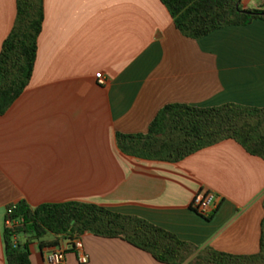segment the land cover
Returning <instances> with one entry per match:
<instances>
[{
	"label": "crops",
	"instance_id": "1",
	"mask_svg": "<svg viewBox=\"0 0 264 264\" xmlns=\"http://www.w3.org/2000/svg\"><path fill=\"white\" fill-rule=\"evenodd\" d=\"M43 13L30 83L0 116V264L5 210L20 201L95 205L198 250L257 254L264 160L227 140L178 163L146 161L123 155L115 136L145 134L167 105L264 109V22L189 40L159 0H43ZM15 14V0H0V49ZM204 193L216 203L207 219L191 208ZM80 240L86 264H159L118 239ZM51 250L31 245L30 263Z\"/></svg>",
	"mask_w": 264,
	"mask_h": 264
},
{
	"label": "trees",
	"instance_id": "2",
	"mask_svg": "<svg viewBox=\"0 0 264 264\" xmlns=\"http://www.w3.org/2000/svg\"><path fill=\"white\" fill-rule=\"evenodd\" d=\"M159 1L175 30L189 40H199L226 27L264 22V6L244 10L239 0ZM15 7L13 27L0 49V116L30 83L44 20L43 0H15ZM227 140L264 160V109L232 104L205 109L167 105L158 111L145 134L115 136L123 155L165 163H178ZM7 210H11L9 215ZM5 220L18 222L2 231L6 264H31L33 244L40 250L56 249L84 234L121 240L159 264H264V219L260 223L259 250L252 256H234L210 248L198 250L145 220L90 204H45L31 209L20 201L6 207Z\"/></svg>",
	"mask_w": 264,
	"mask_h": 264
},
{
	"label": "built area",
	"instance_id": "3",
	"mask_svg": "<svg viewBox=\"0 0 264 264\" xmlns=\"http://www.w3.org/2000/svg\"><path fill=\"white\" fill-rule=\"evenodd\" d=\"M98 85H103L104 81L102 78L97 80ZM215 198L214 195L211 193H204L197 195L193 201L191 208L192 210L202 218H209L213 211L215 210ZM13 209V206L11 210ZM11 210H7V215L10 214ZM18 224L17 221H4V228L5 229H12ZM66 250H72L77 254V259L79 264H86L88 262L87 256L83 253V246L81 243L80 238H74L69 242H64V244L56 249L48 251L43 256V263L44 264H63L64 256Z\"/></svg>",
	"mask_w": 264,
	"mask_h": 264
}]
</instances>
